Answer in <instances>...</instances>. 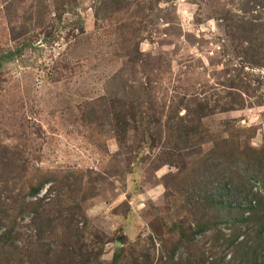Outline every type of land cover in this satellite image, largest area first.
<instances>
[{"label": "rangeland", "instance_id": "1", "mask_svg": "<svg viewBox=\"0 0 264 264\" xmlns=\"http://www.w3.org/2000/svg\"><path fill=\"white\" fill-rule=\"evenodd\" d=\"M262 207L264 0H0V264H224Z\"/></svg>", "mask_w": 264, "mask_h": 264}, {"label": "trees", "instance_id": "2", "mask_svg": "<svg viewBox=\"0 0 264 264\" xmlns=\"http://www.w3.org/2000/svg\"><path fill=\"white\" fill-rule=\"evenodd\" d=\"M243 31L245 32V41L248 44H255L254 42L255 37L252 34L253 33V28H249V29H244ZM39 187H35L31 190L30 193V197L34 198L36 197V195L39 192ZM46 193H48V191H46ZM45 193V195H46ZM51 195V193H49ZM45 196L44 199L46 200H50L48 198V196ZM57 197V196H56ZM211 197V201L209 204H204L203 208L204 210H214V209H218V210H226L227 206L225 204L224 201H222L223 197H218L217 194L213 193L212 190H210V194L208 196V198ZM50 202H52V200H50ZM207 203V202H204ZM200 206V204H198ZM30 206H32L33 210L35 211V215L40 216V210H42L43 212V208L45 207V205H43L41 203V201L39 203H35V204H30ZM202 207V206H201ZM258 213H260L262 215V218H264V207L260 208V210L258 209L257 211ZM255 213V211L253 210L252 214ZM206 212H205V214ZM37 219V218H36ZM260 220V218H259ZM35 221V218H34ZM242 224H247L249 223V220L246 218L244 220H242L241 222ZM202 224L204 225V222H202ZM257 229L259 231H257V233L255 234V241L257 239H261L262 236H264V225H260L258 224V226H256ZM38 237L37 240H40L43 238V235H45L44 233H46V231H44L43 228L38 229ZM0 240H1V247L5 246V242H7L8 240V233H3L0 232ZM255 241L254 243L252 241H248V240H244V242L240 243L238 246L241 248V250H238V252H240V255H238V257H230L228 259L227 262H225L224 264H258L259 259L262 258V260H264V250H261V252L257 253L256 250H253V245H255ZM119 245H121V243H119ZM2 252H5V250H2ZM123 251H120L116 254H114L112 261L110 264H176L174 258H175V253L173 251L167 253L165 252V250H160V253L158 252V258H155L154 256L152 257L151 253L146 251L144 254L139 255L138 257L135 258H131L130 262L125 263L124 262V258L122 255ZM67 256L70 258L71 263L72 264H91V260H93L94 262H96L95 259V255L92 254H88L85 253L84 255L82 254V250H71L70 252L67 253ZM10 258H14V256L12 255ZM189 261V259H188ZM97 263V262H96ZM187 263V262H186ZM193 264L192 261L188 262L187 264ZM30 264H36L35 262H30ZM259 264H264V261H262V263L260 262Z\"/></svg>", "mask_w": 264, "mask_h": 264}]
</instances>
